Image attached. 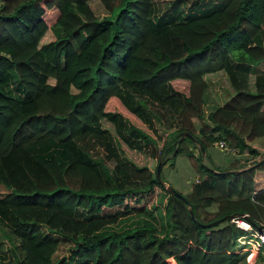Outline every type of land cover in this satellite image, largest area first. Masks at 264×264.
<instances>
[{"label":"trees","instance_id":"1","mask_svg":"<svg viewBox=\"0 0 264 264\" xmlns=\"http://www.w3.org/2000/svg\"><path fill=\"white\" fill-rule=\"evenodd\" d=\"M88 1L0 4V264H247L246 231L229 218L264 222V146L253 141L264 138V0H169L160 12L153 0H99L100 17ZM215 72L227 90L210 101ZM146 102L176 117L162 140L148 131ZM113 113L158 155L121 137ZM94 125L113 137L114 171L90 152L108 146ZM122 144L169 166L184 155L190 190L162 170L159 182ZM252 264H264V241Z\"/></svg>","mask_w":264,"mask_h":264},{"label":"rangeland","instance_id":"2","mask_svg":"<svg viewBox=\"0 0 264 264\" xmlns=\"http://www.w3.org/2000/svg\"><path fill=\"white\" fill-rule=\"evenodd\" d=\"M153 1H154L155 7L158 10V12H160L164 9H168L167 6L169 5V0H153ZM88 2H89V5L92 8V10L96 16L100 17L106 13L105 9L103 8V6L99 0H89ZM53 13H54V10L50 9L47 11L46 16L50 19L52 17ZM179 17H181V16H179ZM54 30L58 31V29H56V28H54ZM46 35H45L46 37H49L50 36L49 32L46 33ZM2 79H4V78H2ZM208 79L210 80V84H209V88H208V94H209L210 101H219L224 94V89L227 90L226 89L227 82L225 80V77H224L222 72H215L212 74H208ZM171 83L179 91L186 92V90H187V81L186 80L173 79L171 81ZM162 105L163 104H161L159 102H152V103L146 102L143 105L144 108L141 109V114L143 115L146 123L148 124V126L150 128V129L147 128L148 131H151V132H153L154 135L158 136L159 140H162L166 136L167 132H169L171 129H173L177 126V121L175 119L176 117L171 116L170 112L164 110ZM164 111H166V112L164 114H161ZM111 117L114 121L115 128H116L118 134L121 137H123L125 139L127 138L128 140H130V138H128L127 134H126V122L124 121V118L120 114H117V113H113L111 115ZM102 125L106 126L107 128H110V130H112L110 123H108L106 121H102ZM91 131H93L94 136L98 140H100L103 137V131H104L108 146L107 145L103 146L101 143H100V145L94 144V146L89 147L90 152L95 157H100L101 160L107 164L108 170L114 171L116 169V166L114 168H112V167L115 164L114 155L117 154V149H116V146L114 144V140H113L111 133L99 125H94L93 129ZM258 141H259V146H264V139L262 140V138H260ZM130 143L135 144V145L141 147L142 149L147 150L148 152L150 151V152H153L155 155H158V149H156L150 143L149 144H143L142 142L137 143L136 141H134L132 139L130 140ZM122 147H123V150L125 151V153L128 156H130L131 158L135 159L136 161L141 162V163H145L150 168H154L156 166L158 159L156 161V159L154 157L148 156L142 152L134 151L133 149H129L124 144H122ZM40 148H41V146H40ZM214 150H217V149H214ZM222 151L223 150H220L219 152H222ZM225 156H226V153L222 152V155L220 153V155L218 157H220L221 159H224ZM187 161H188V159H187ZM187 161L184 160V158L181 155L175 156L172 167L169 166V160H166L165 162L161 161L160 171L162 170L163 173H166L169 170L172 171L173 176H175L177 179H180V184L176 185L175 183L171 182L172 186H174V188H176L177 190H179L181 192H184L185 188H187V185H188V183L187 182L185 183V181L183 180V179H185V175L189 174V173H186V169H185V165H189L188 164L189 161L188 162ZM192 169L193 168L191 166V173L190 174H191V177H193V179H194L195 173L194 172H193L194 174L192 173ZM119 172L122 173V171H119ZM102 175H104V174L102 173ZM117 176L119 179V180H117V183L121 182L122 183L121 186L129 185V182L127 180L121 179L122 175H117ZM189 177H190V175H189ZM130 184L133 185V182H131ZM3 192H5V190L0 185V195ZM158 195H159V189L155 187L153 194L150 197L146 195V198H143L141 201H145L146 205L150 204V203H154V202H156V200H157L156 198H158ZM0 227L2 228L4 226L0 224ZM4 229H6V227ZM7 246H8V244L5 245L6 248H7ZM65 246H66V243L60 241L59 242V248L56 250L55 256H59V255L64 254ZM0 257H1V255H0ZM6 257H7V252H5V258ZM254 258H255V256H253V260H254ZM253 260H251L248 264H252Z\"/></svg>","mask_w":264,"mask_h":264},{"label":"built area","instance_id":"3","mask_svg":"<svg viewBox=\"0 0 264 264\" xmlns=\"http://www.w3.org/2000/svg\"><path fill=\"white\" fill-rule=\"evenodd\" d=\"M1 2L2 0H0V4ZM213 145L218 147L219 149L233 151V148L228 147L222 139L214 141ZM229 221L246 231V233L237 237V240L240 242H244L248 245V264L251 260H253V256H255L254 254H256L257 248L260 243L264 241V222L260 225L258 229H253L244 213L231 216L229 218Z\"/></svg>","mask_w":264,"mask_h":264},{"label":"crops","instance_id":"4","mask_svg":"<svg viewBox=\"0 0 264 264\" xmlns=\"http://www.w3.org/2000/svg\"><path fill=\"white\" fill-rule=\"evenodd\" d=\"M260 138H262V140L264 139L262 136H258V137H255L254 138V142H257L258 144H259V139ZM181 156L184 158V160H186L187 161V159H186V157L184 156V155H182L181 154ZM188 162V161H187ZM189 164V163H188ZM173 166V165H172ZM171 166V167H172ZM172 169V168H171ZM174 169V168H173ZM185 169H186V173H189V174H186L185 175V179H183L184 181H185V183L187 182L188 183V185H187V188H185V190H184V192H182V193H187L189 190H190V187H191V181H192V178L193 177H191V166H189V165H185ZM163 173V172H162ZM192 173H193V169H192ZM194 174V173H193ZM261 174V173H260ZM259 174V175H260ZM163 175H165L166 177H167V179L170 181V182H173V183H175L176 185L177 184H180V179H177L175 176H173V173H172V171H167L166 173H163ZM189 175H190V177H189ZM184 183V182H183Z\"/></svg>","mask_w":264,"mask_h":264},{"label":"water","instance_id":"5","mask_svg":"<svg viewBox=\"0 0 264 264\" xmlns=\"http://www.w3.org/2000/svg\"><path fill=\"white\" fill-rule=\"evenodd\" d=\"M181 134H182V135H186V136H190V137H192V136L190 135V133H188V132L185 131V130H182V131H181ZM160 167H161V160L158 159V161H157V163H156V166H155V176H156V178L158 179L159 182H163L162 179H161V177H160ZM230 170H233V169H230ZM164 187H165L168 191H170V192H172V193H174V194H177L178 196H181V194H180L179 192H177V191H176L171 185H169V184H164ZM188 212H189L191 218L195 219V218L193 217V213H192L191 208H188ZM195 220H196V219H195ZM196 221H197V220H196ZM197 222H198V221H197ZM198 223H200V224H205V225H209V224H211L212 222H207V223H201V222H198Z\"/></svg>","mask_w":264,"mask_h":264}]
</instances>
